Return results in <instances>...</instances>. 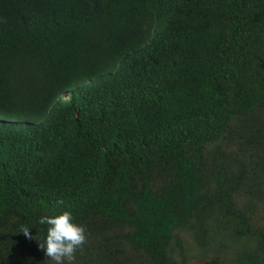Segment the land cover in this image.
Listing matches in <instances>:
<instances>
[{
    "label": "trees",
    "instance_id": "1",
    "mask_svg": "<svg viewBox=\"0 0 264 264\" xmlns=\"http://www.w3.org/2000/svg\"><path fill=\"white\" fill-rule=\"evenodd\" d=\"M66 210L75 264H264V0H0V264Z\"/></svg>",
    "mask_w": 264,
    "mask_h": 264
},
{
    "label": "clouds",
    "instance_id": "2",
    "mask_svg": "<svg viewBox=\"0 0 264 264\" xmlns=\"http://www.w3.org/2000/svg\"><path fill=\"white\" fill-rule=\"evenodd\" d=\"M38 223L48 225L45 241L39 243V248L44 251L47 259L53 264H75L77 250L87 242L85 227L76 224L72 213L67 210L54 216H42ZM29 229L21 226L20 233L31 240L35 237Z\"/></svg>",
    "mask_w": 264,
    "mask_h": 264
}]
</instances>
